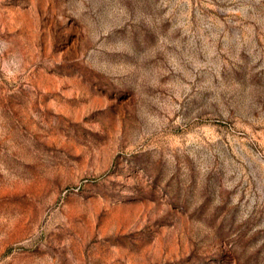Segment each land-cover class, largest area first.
<instances>
[{
	"label": "rangeland",
	"instance_id": "obj_1",
	"mask_svg": "<svg viewBox=\"0 0 264 264\" xmlns=\"http://www.w3.org/2000/svg\"><path fill=\"white\" fill-rule=\"evenodd\" d=\"M0 264H264V0H0Z\"/></svg>",
	"mask_w": 264,
	"mask_h": 264
}]
</instances>
